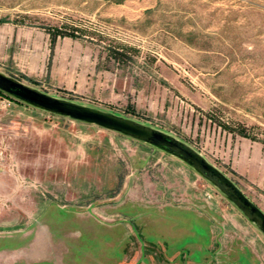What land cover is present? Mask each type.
Wrapping results in <instances>:
<instances>
[{"label":"rangeland","instance_id":"374dc122","mask_svg":"<svg viewBox=\"0 0 264 264\" xmlns=\"http://www.w3.org/2000/svg\"><path fill=\"white\" fill-rule=\"evenodd\" d=\"M0 73L159 129L264 214V0H0ZM0 264H264L191 168L0 95Z\"/></svg>","mask_w":264,"mask_h":264},{"label":"water","instance_id":"95a60500","mask_svg":"<svg viewBox=\"0 0 264 264\" xmlns=\"http://www.w3.org/2000/svg\"><path fill=\"white\" fill-rule=\"evenodd\" d=\"M0 93L14 101L26 104L34 109H39L47 114H53L58 117H66L73 121L88 124L106 129L121 136L132 139L139 143H145L147 146L158 149L166 155H172L173 158L191 168L192 171L206 180L227 201L235 207L247 221L261 232L264 237V214L248 200L244 193L226 177L218 168L208 163L201 154H198L186 142H181L172 135L160 132L159 129H153L133 121L132 118H124L118 114H112L83 105L58 99L52 95H46L39 90H35L26 84L18 82L14 78L7 77L0 73Z\"/></svg>","mask_w":264,"mask_h":264},{"label":"trees","instance_id":"16d2710c","mask_svg":"<svg viewBox=\"0 0 264 264\" xmlns=\"http://www.w3.org/2000/svg\"><path fill=\"white\" fill-rule=\"evenodd\" d=\"M0 95H2V94L0 93Z\"/></svg>","mask_w":264,"mask_h":264},{"label":"crops","instance_id":"0c3cea01","mask_svg":"<svg viewBox=\"0 0 264 264\" xmlns=\"http://www.w3.org/2000/svg\"><path fill=\"white\" fill-rule=\"evenodd\" d=\"M1 255V254H0Z\"/></svg>","mask_w":264,"mask_h":264}]
</instances>
